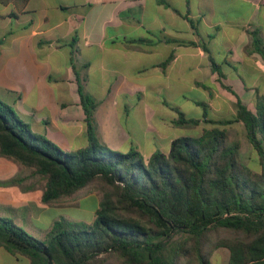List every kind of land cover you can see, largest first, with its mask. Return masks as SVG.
Returning <instances> with one entry per match:
<instances>
[{"label": "crops", "instance_id": "0c3cea01", "mask_svg": "<svg viewBox=\"0 0 264 264\" xmlns=\"http://www.w3.org/2000/svg\"><path fill=\"white\" fill-rule=\"evenodd\" d=\"M6 1L29 19L0 42V100L63 151L88 146L79 87L96 103L98 142L145 161L205 129L245 132L231 94L249 108L264 94V61L251 50L252 32L264 43V0L58 1L39 19L32 0ZM172 108L200 122L175 124ZM0 264L28 260L0 248Z\"/></svg>", "mask_w": 264, "mask_h": 264}, {"label": "trees", "instance_id": "16d2710c", "mask_svg": "<svg viewBox=\"0 0 264 264\" xmlns=\"http://www.w3.org/2000/svg\"><path fill=\"white\" fill-rule=\"evenodd\" d=\"M251 36V50L264 61L261 36ZM212 69L225 81L214 62ZM79 93L86 148L63 151L0 100V156L45 180L44 204L97 184L94 220L55 221L35 237L0 217V248L28 264H211L221 248L228 250L227 264H264V94H255L253 108L231 94L233 121L243 124L257 154L256 172L237 160L238 143L228 144L226 130L218 127L176 138L167 154L157 152L147 161L136 150L113 151L97 140L96 103L81 87ZM172 109L179 116L175 124L200 122Z\"/></svg>", "mask_w": 264, "mask_h": 264}, {"label": "rangeland", "instance_id": "374dc122", "mask_svg": "<svg viewBox=\"0 0 264 264\" xmlns=\"http://www.w3.org/2000/svg\"><path fill=\"white\" fill-rule=\"evenodd\" d=\"M58 1L61 3L78 0H48L45 7L41 0H32L29 7L38 11L37 19H39L43 9L50 8L54 2ZM10 14L11 17L8 16ZM26 18L29 19V15H21L10 1L0 0V42H3L4 38L7 39L9 34L26 28L28 24L22 22ZM201 110L198 107V113L192 111L189 114L190 117L200 118ZM184 134L189 135L186 132ZM233 137H229L227 142L228 144L238 143L237 160L252 171H260L257 154L247 141L244 130ZM1 158L3 157L0 156V217L21 223L20 227L35 237L44 234L55 221L62 219L73 223H92L97 208L96 202L100 199L97 184L87 187L72 198H61L47 204L50 208L44 212L42 209L45 204L42 202V195L45 180L34 174L32 169L20 165L13 159L4 157L1 160ZM228 256V250L218 249L211 255L210 263L227 264Z\"/></svg>", "mask_w": 264, "mask_h": 264}]
</instances>
